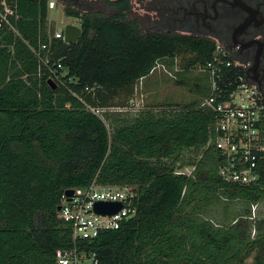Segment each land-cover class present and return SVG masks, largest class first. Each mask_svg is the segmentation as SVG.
Here are the masks:
<instances>
[{
	"label": "trees",
	"instance_id": "16d2710c",
	"mask_svg": "<svg viewBox=\"0 0 264 264\" xmlns=\"http://www.w3.org/2000/svg\"><path fill=\"white\" fill-rule=\"evenodd\" d=\"M47 3L15 0L17 32L0 29V264H57L56 251L74 241L71 224L58 216L62 194L93 182L137 193V214L90 243L99 264H264V219L252 225L250 208L227 231L211 230L198 242L177 232L193 189L259 203L264 149L257 152L256 184L229 183L218 175L219 152L207 146L215 112L196 100L114 111L105 119L85 104L127 107L137 81L158 61L182 55L190 70L213 57L216 41L144 31L122 11L115 18L67 5L65 13L79 19L83 32L76 43L52 39L53 60L61 59L66 71L52 87L37 53L50 37ZM260 129L264 142V112ZM201 147L196 175L169 162L182 149ZM202 210L199 204L191 212L206 216Z\"/></svg>",
	"mask_w": 264,
	"mask_h": 264
},
{
	"label": "built area",
	"instance_id": "2783aa9c",
	"mask_svg": "<svg viewBox=\"0 0 264 264\" xmlns=\"http://www.w3.org/2000/svg\"><path fill=\"white\" fill-rule=\"evenodd\" d=\"M57 4V0H48L47 3L49 9L56 8ZM16 17L15 0H0V29L17 32L14 24ZM79 26L81 28V23ZM53 38L65 41V28H54L49 40L41 44L37 53L48 71L49 78L57 82L62 81L66 71L61 59L53 60ZM41 51H44V54H41ZM174 60L172 69L164 61H158L150 74L158 70L177 79L181 68H178L176 57ZM238 66L230 53L217 44L213 57L205 64L196 66L199 73L207 75L209 82V93L200 97L197 102L200 107L215 112L212 124L214 136L207 146L212 145L219 152L218 175L226 182L246 186L256 184L260 177L257 170V152L264 149L260 129L264 95L255 84L246 79L244 73L234 71ZM144 79L145 77H141L137 81L135 93L138 83ZM132 100L131 105L127 107L85 104L87 110L105 119L107 113L137 109L146 105L143 103L144 97L138 107ZM74 189L71 197L65 192L62 194L58 210V216L71 224L74 241L72 246L56 251V263L99 264L97 252L91 248L90 243L102 230L117 229L124 221L137 214V193L129 186L99 185L95 182L88 187ZM100 200L119 201L123 207L114 214H99L94 210V204ZM256 206L258 203L253 204L254 208Z\"/></svg>",
	"mask_w": 264,
	"mask_h": 264
},
{
	"label": "flooded vegetation",
	"instance_id": "af4514ba",
	"mask_svg": "<svg viewBox=\"0 0 264 264\" xmlns=\"http://www.w3.org/2000/svg\"><path fill=\"white\" fill-rule=\"evenodd\" d=\"M117 18L122 11L144 31L206 37L225 48L264 95V0H57ZM95 5H98L94 9ZM102 7V8H101ZM104 9H109L106 13ZM144 26V27H143Z\"/></svg>",
	"mask_w": 264,
	"mask_h": 264
},
{
	"label": "rangeland",
	"instance_id": "374dc122",
	"mask_svg": "<svg viewBox=\"0 0 264 264\" xmlns=\"http://www.w3.org/2000/svg\"><path fill=\"white\" fill-rule=\"evenodd\" d=\"M97 6L98 5H95L94 9L97 8ZM104 11L110 13L109 9H104ZM48 17L49 19L54 20L53 27L57 29L63 30L69 24L76 26L80 25V21L77 17L68 16L65 13V6L60 2H58L56 8L49 10ZM184 61V56L179 55L177 58V65L179 69L181 68V71L177 73V79L169 76L167 73L156 70L151 76L152 79L150 78L151 80H149L150 86H147L148 80L146 79L141 83L139 82L132 100V102L135 103V106L138 107L142 104L143 97V103H148L149 106H157L167 101L188 103L193 100H198L199 98L197 97V93L193 90V87L200 73L197 71L196 67L186 70L183 65V63H185ZM179 77H181L180 80H178ZM204 149V147L197 150L182 149L175 154L174 158L169 159V162L174 164L176 171L181 170L182 172L196 175L199 167L198 164L200 159H202ZM177 157L178 159H176ZM180 165H183V167H180ZM209 166L210 164H207L205 169H208ZM215 194H217L221 200L216 198ZM188 195L189 198H192V201L191 204L186 207L187 209H184L185 213L183 214L184 218L182 219V226H177V228L181 230L177 232H190L192 240L196 239L197 242L199 239H202L200 235L211 230L217 232L220 231L221 233L227 231V223H230L234 217L244 213L249 208L252 215V219H249V221L252 225L264 219V197L260 200L255 209L253 207L254 203L251 205V203L243 199L240 195L228 197V195L224 194L222 190H217L215 193V191L212 192L200 189L194 191L193 189ZM199 204L203 205L202 211L207 212L206 216L191 212L193 206ZM253 213L255 215H253ZM207 220H209L212 225L206 223L208 222ZM200 224L202 225L203 230L198 231L197 225ZM219 224H222L223 226H220ZM218 226L222 228H219ZM195 231L198 232L195 233ZM254 233L253 229L252 234ZM207 263L209 262L207 261ZM166 264H178V262L174 259ZM229 264H237V261L234 260Z\"/></svg>",
	"mask_w": 264,
	"mask_h": 264
},
{
	"label": "water",
	"instance_id": "95a60500",
	"mask_svg": "<svg viewBox=\"0 0 264 264\" xmlns=\"http://www.w3.org/2000/svg\"><path fill=\"white\" fill-rule=\"evenodd\" d=\"M82 29L79 26L69 24L65 27V42L76 43L82 35ZM48 83L52 87H56L57 83L49 78ZM74 188H69L65 190V194L71 197L74 193ZM123 207V204L119 201H97L94 204V210L99 214H114L118 212ZM60 205L58 206V210Z\"/></svg>",
	"mask_w": 264,
	"mask_h": 264
},
{
	"label": "crops",
	"instance_id": "0c3cea01",
	"mask_svg": "<svg viewBox=\"0 0 264 264\" xmlns=\"http://www.w3.org/2000/svg\"><path fill=\"white\" fill-rule=\"evenodd\" d=\"M48 7V6H47ZM49 10H51V9H49L48 8V13H49ZM47 21H48V25L50 26V34H51V32L54 30V27H53V22H54V20H51V19H49V17H48V19H47ZM68 43V42H67ZM178 57H176V59H177ZM164 63L170 68V69H172L173 67H174V63H175V60L174 61H170V60H167V61H164ZM165 73V72H164ZM181 74V73H180ZM153 74H149L148 76H146L145 77V79L146 80H148V83H147V86H150L149 84H150V82H149V80H151L152 78H151V76H152ZM199 76L201 77H203V81H199L198 79H196V82L194 83L195 85H194V87H193V90L197 93V97L198 98H200V97H202V96H204V95H206L204 92L205 91H207V89L209 88V82H208V78H207V76L205 75V74H203V73H200L199 74ZM151 78V79H150ZM180 78L181 77H179V79L178 80H180ZM197 101V100H196ZM167 102H173V101H167ZM180 103V102H179ZM146 104V103H145ZM146 105H148L149 106V104L147 103Z\"/></svg>",
	"mask_w": 264,
	"mask_h": 264
}]
</instances>
